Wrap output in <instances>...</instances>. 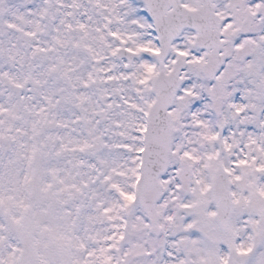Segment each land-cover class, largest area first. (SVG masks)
Returning a JSON list of instances; mask_svg holds the SVG:
<instances>
[{"label":"snow or ice","instance_id":"1","mask_svg":"<svg viewBox=\"0 0 264 264\" xmlns=\"http://www.w3.org/2000/svg\"><path fill=\"white\" fill-rule=\"evenodd\" d=\"M0 264H264V0H0Z\"/></svg>","mask_w":264,"mask_h":264}]
</instances>
